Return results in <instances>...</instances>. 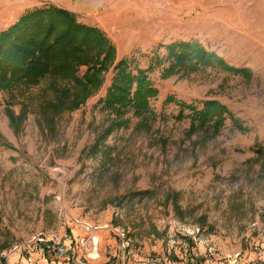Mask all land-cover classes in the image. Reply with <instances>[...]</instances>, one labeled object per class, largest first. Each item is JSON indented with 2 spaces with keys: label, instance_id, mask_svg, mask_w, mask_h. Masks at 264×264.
Returning <instances> with one entry per match:
<instances>
[{
  "label": "rangeland",
  "instance_id": "obj_1",
  "mask_svg": "<svg viewBox=\"0 0 264 264\" xmlns=\"http://www.w3.org/2000/svg\"><path fill=\"white\" fill-rule=\"evenodd\" d=\"M17 6L18 18L58 6L100 29L119 61L148 72L159 96L150 130H137L133 118L94 155L109 121L100 101L113 72L84 107L50 128L42 123L55 96L50 79L25 98L0 93V133L12 146L0 143V264H264V154L256 150L264 148V0H0V33ZM126 17L134 19L129 30ZM127 32L151 39L128 48ZM179 42L252 76L208 69L163 79L156 59ZM170 96L199 107L217 100L249 132L228 121L214 139L189 140L190 121L175 119ZM7 101L16 115L21 103L28 108L20 129L10 125ZM58 242L65 255L49 250Z\"/></svg>",
  "mask_w": 264,
  "mask_h": 264
},
{
  "label": "trees",
  "instance_id": "obj_2",
  "mask_svg": "<svg viewBox=\"0 0 264 264\" xmlns=\"http://www.w3.org/2000/svg\"><path fill=\"white\" fill-rule=\"evenodd\" d=\"M167 52L165 58L156 59L157 65L163 67V79L189 76L208 69L252 76L248 69L234 68L218 54L196 43H174L167 47ZM111 72L114 73L111 86L105 99L100 101L101 111L108 115L109 121L91 148L94 155L102 151L114 132L129 127L133 118L139 120L136 129L141 131L150 130L156 122L151 101L159 96V90L154 87L148 72L133 67L128 60L119 61L117 48L100 29L80 23L71 12L58 6L27 13L0 33V93L10 95L13 100L17 94L25 98L50 79L49 89L55 96L43 106L42 123L47 128L55 124V117L84 107L101 91ZM165 102L179 108L177 121H190L186 132L189 140L199 134L214 139L226 128L228 121L234 130L249 132L243 121L217 100H208L202 107L172 96ZM14 105V101H7L6 112L10 125L20 129L28 117V108L21 103V111L16 115L12 110ZM0 143L12 148L1 133ZM256 145L257 153L264 154V148ZM86 152L87 149L82 154Z\"/></svg>",
  "mask_w": 264,
  "mask_h": 264
},
{
  "label": "bare ground",
  "instance_id": "obj_3",
  "mask_svg": "<svg viewBox=\"0 0 264 264\" xmlns=\"http://www.w3.org/2000/svg\"><path fill=\"white\" fill-rule=\"evenodd\" d=\"M14 7V6H13ZM21 11L22 9L20 7H15L12 9V12H10V17H8L9 19H5V22H7L8 24H12L20 15H21ZM128 10H126L127 12ZM135 11H133L134 13ZM124 24L127 27V30H129L133 24H134V19L132 18H127L124 20ZM151 39V37L149 35H139V33H134V34H130L129 32H127V36L124 39L126 41V46L132 47L133 45H138V44H144L145 42L149 41ZM96 242H98V240L96 239ZM93 258H98V255L94 254Z\"/></svg>",
  "mask_w": 264,
  "mask_h": 264
},
{
  "label": "built area",
  "instance_id": "obj_4",
  "mask_svg": "<svg viewBox=\"0 0 264 264\" xmlns=\"http://www.w3.org/2000/svg\"><path fill=\"white\" fill-rule=\"evenodd\" d=\"M69 236L66 235V238H68ZM43 241V239H40ZM59 244V245H57ZM57 244L53 243V245H49L48 248L50 251H56L59 252L61 255H65L67 253V249L65 248L64 245H60V242H58ZM234 264H249V263H243V262H235Z\"/></svg>",
  "mask_w": 264,
  "mask_h": 264
},
{
  "label": "crops",
  "instance_id": "obj_5",
  "mask_svg": "<svg viewBox=\"0 0 264 264\" xmlns=\"http://www.w3.org/2000/svg\"><path fill=\"white\" fill-rule=\"evenodd\" d=\"M19 19H20V18H18L17 21H18ZM17 21H15V22H14L13 24H11L9 27H11L12 25H14ZM9 27H8V28H9Z\"/></svg>",
  "mask_w": 264,
  "mask_h": 264
}]
</instances>
